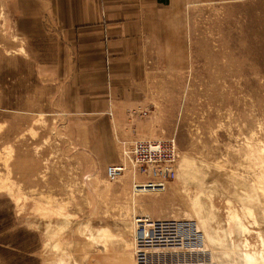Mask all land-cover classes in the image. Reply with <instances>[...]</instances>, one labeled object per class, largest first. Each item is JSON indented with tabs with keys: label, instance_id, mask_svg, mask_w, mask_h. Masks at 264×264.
Listing matches in <instances>:
<instances>
[{
	"label": "rangeland",
	"instance_id": "1",
	"mask_svg": "<svg viewBox=\"0 0 264 264\" xmlns=\"http://www.w3.org/2000/svg\"><path fill=\"white\" fill-rule=\"evenodd\" d=\"M12 9L0 0V264H264V0L187 5L115 125L23 81L53 49ZM142 138L176 145L162 190L132 186Z\"/></svg>",
	"mask_w": 264,
	"mask_h": 264
},
{
	"label": "crops",
	"instance_id": "2",
	"mask_svg": "<svg viewBox=\"0 0 264 264\" xmlns=\"http://www.w3.org/2000/svg\"><path fill=\"white\" fill-rule=\"evenodd\" d=\"M9 1L20 33L53 49L23 81L56 89L67 110L115 125L123 108L145 103L154 47L180 45L187 5L216 0ZM160 60L166 67L168 59ZM105 134L112 148V134Z\"/></svg>",
	"mask_w": 264,
	"mask_h": 264
},
{
	"label": "built area",
	"instance_id": "3",
	"mask_svg": "<svg viewBox=\"0 0 264 264\" xmlns=\"http://www.w3.org/2000/svg\"><path fill=\"white\" fill-rule=\"evenodd\" d=\"M129 169L134 175L145 176L142 183L134 182L137 189L162 190L167 179L174 176L176 145L172 138L167 140L135 139L129 144ZM125 169L123 164H109L104 169V176L113 180Z\"/></svg>",
	"mask_w": 264,
	"mask_h": 264
},
{
	"label": "bare ground",
	"instance_id": "4",
	"mask_svg": "<svg viewBox=\"0 0 264 264\" xmlns=\"http://www.w3.org/2000/svg\"><path fill=\"white\" fill-rule=\"evenodd\" d=\"M101 231H104V232H101ZM101 231L98 232V235H100V237H101V236H103V237H104V236L107 237V236L109 235V234H108V230H107V231H106V230H101ZM142 233H143V235H145V232H142ZM247 260H248V259H247ZM247 260H246V261H247ZM249 260H250V259H249Z\"/></svg>",
	"mask_w": 264,
	"mask_h": 264
}]
</instances>
